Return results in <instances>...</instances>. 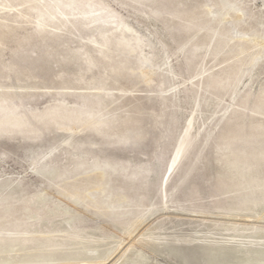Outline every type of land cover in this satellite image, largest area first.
<instances>
[{
	"label": "rangeland",
	"instance_id": "rangeland-1",
	"mask_svg": "<svg viewBox=\"0 0 264 264\" xmlns=\"http://www.w3.org/2000/svg\"><path fill=\"white\" fill-rule=\"evenodd\" d=\"M0 264H264V0H0Z\"/></svg>",
	"mask_w": 264,
	"mask_h": 264
}]
</instances>
